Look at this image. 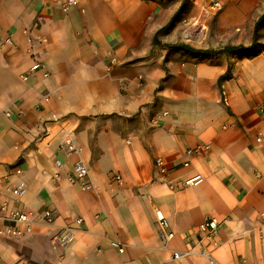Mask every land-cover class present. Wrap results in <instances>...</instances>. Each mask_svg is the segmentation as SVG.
<instances>
[{
  "label": "crops",
  "instance_id": "0c3cea01",
  "mask_svg": "<svg viewBox=\"0 0 264 264\" xmlns=\"http://www.w3.org/2000/svg\"><path fill=\"white\" fill-rule=\"evenodd\" d=\"M64 2L0 0V230L3 208L35 216L30 233L0 235V264H207L196 253L206 247L213 264H264V27L252 46L264 0H240L234 10L77 0L64 11ZM237 46L251 47L201 53ZM58 126L79 153L65 155L60 132L46 139ZM197 146L209 149L186 156ZM78 160L89 190L66 180ZM197 174L203 182L183 186ZM21 181L17 200L6 187ZM45 209L52 224L40 221ZM156 212L174 234L165 246ZM206 218L220 222L210 243L197 236ZM68 225L75 238L63 248L53 236ZM191 246L196 254L171 258Z\"/></svg>",
  "mask_w": 264,
  "mask_h": 264
},
{
  "label": "built area",
  "instance_id": "2783aa9c",
  "mask_svg": "<svg viewBox=\"0 0 264 264\" xmlns=\"http://www.w3.org/2000/svg\"><path fill=\"white\" fill-rule=\"evenodd\" d=\"M229 2L233 3L238 0H228ZM53 3L57 4L59 3V0H52ZM77 4V0H66V2L60 4L62 10L67 11L73 6ZM222 4L219 1L210 0L209 7L211 10H219L221 8ZM6 42H10V40H6ZM40 68V65L38 63H34L29 71L35 72ZM258 110L260 112H264V103L260 104L258 107ZM163 115H166V113H163ZM58 130H53L52 128H49L45 132L46 139L53 138L57 133H62L63 139H62V148L66 156H70L73 154H77L80 152V147L76 143L75 137L71 132L65 131L62 127L58 126ZM257 142L261 141V137L258 136L256 139ZM209 149L208 146H197L193 149L186 150L185 154L186 156H199L205 152H207ZM54 164L57 167H60L62 164V161L60 158H57L54 162ZM187 163H184V166H186ZM154 168L158 175L164 176L168 169L166 168L163 160L161 158H156L154 160ZM21 172V169L19 167L14 168V173L19 174ZM66 180L70 184H77L79 185L83 190H89L91 188L90 180H89V170L87 166L81 161H76L71 170L66 175ZM110 180L112 183H115L117 185H122V177L118 173H112L110 176ZM204 181V178L197 174L192 178H189L183 182V186H194ZM7 191H10L17 200L21 199L25 192H26V185L24 182H18L13 187H6ZM6 213L3 216L4 221L6 222L5 228L0 230V235L6 236L9 238H17L20 236H23L25 234H28L31 232L32 224L35 221V216H33L31 213L20 211V210H7L3 208ZM40 221H42L44 224H52L54 221L53 214L51 210L45 209L40 214ZM260 217V224L257 228V233L259 236V239L264 242V212H261L259 214ZM155 221L157 225L158 230V237L161 241V243L165 246L168 241H170L174 234L169 229V224L162 213L156 212L155 215ZM82 223V220L80 218H77L73 221L72 224L76 226H80ZM220 226V222L215 218H206L204 219L197 227V236L199 239V242L207 241V243H210V241L213 240V238L217 235L218 229ZM75 232L76 230L68 225L65 227H62L54 236L53 240L57 243L60 247H67L69 246L74 238H75ZM113 246L118 247V242H112ZM194 249H196V246L189 247L186 252H177L174 251L172 253L171 258L173 260L181 259L182 257H189L194 254H198L199 256L205 258L207 260V264H213L214 261L211 258V255L206 248H199L198 252L194 253ZM119 251H122L119 249Z\"/></svg>",
  "mask_w": 264,
  "mask_h": 264
},
{
  "label": "trees",
  "instance_id": "16d2710c",
  "mask_svg": "<svg viewBox=\"0 0 264 264\" xmlns=\"http://www.w3.org/2000/svg\"><path fill=\"white\" fill-rule=\"evenodd\" d=\"M261 27H264V15H262L258 20L257 22L255 23L254 25V31H253V43H252V46L253 44L256 42V39H257V32L258 30L261 28ZM166 48H169V49H184V50H188V51H193L192 49L186 47V46H183V45H165ZM251 47V46H250ZM250 47H243V46H237V47H224V48H221V49H218V50H211V51H202L201 53H204V54H221V53H228V52H232V51H241V50H247L249 49ZM228 73L224 74L223 76H221L219 79H218V82L222 81L223 79H226L228 78Z\"/></svg>",
  "mask_w": 264,
  "mask_h": 264
},
{
  "label": "rangeland",
  "instance_id": "374dc122",
  "mask_svg": "<svg viewBox=\"0 0 264 264\" xmlns=\"http://www.w3.org/2000/svg\"><path fill=\"white\" fill-rule=\"evenodd\" d=\"M168 1H169V5H174L175 0H168ZM209 2L210 0H182V3H180L178 10H211L209 9ZM222 2H225V1H222ZM239 3H240V0L233 2V3H227V4L225 2L219 10H225L228 4L234 10V8L237 7ZM189 24L190 23L185 22L184 23L185 28L187 27L189 28L190 26Z\"/></svg>",
  "mask_w": 264,
  "mask_h": 264
}]
</instances>
